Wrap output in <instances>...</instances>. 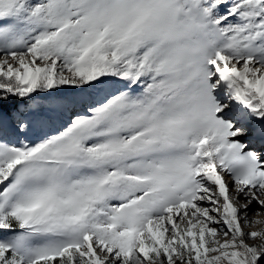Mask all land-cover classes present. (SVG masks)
<instances>
[{
    "label": "snow or ice",
    "instance_id": "1",
    "mask_svg": "<svg viewBox=\"0 0 264 264\" xmlns=\"http://www.w3.org/2000/svg\"><path fill=\"white\" fill-rule=\"evenodd\" d=\"M0 264H264V0H0Z\"/></svg>",
    "mask_w": 264,
    "mask_h": 264
},
{
    "label": "rangeland",
    "instance_id": "2",
    "mask_svg": "<svg viewBox=\"0 0 264 264\" xmlns=\"http://www.w3.org/2000/svg\"><path fill=\"white\" fill-rule=\"evenodd\" d=\"M55 128H56V126H52V127H46L43 131L44 132H54L55 131ZM35 137L33 136V135H30L29 136V139H34Z\"/></svg>",
    "mask_w": 264,
    "mask_h": 264
}]
</instances>
